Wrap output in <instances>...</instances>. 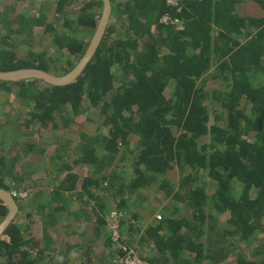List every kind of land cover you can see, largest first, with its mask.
Segmentation results:
<instances>
[{
    "label": "trees",
    "instance_id": "1",
    "mask_svg": "<svg viewBox=\"0 0 264 264\" xmlns=\"http://www.w3.org/2000/svg\"><path fill=\"white\" fill-rule=\"evenodd\" d=\"M14 1L16 7L21 0ZM241 1L182 0L178 16L186 27L177 32L160 23L165 13L175 14L166 0H111L115 24L110 22L96 54L75 82L57 87L39 80L0 81V95H13L16 90L19 100L31 108L24 121L27 128L34 124L42 130L69 128L88 111L98 113L99 126L107 128L106 134H101V127L94 135L81 133L79 156L71 163L65 161L68 148L49 141L56 146L51 177L59 185L50 182L55 186L52 202L44 200L41 192L35 194L43 201L35 211H49L58 219L44 221L38 235L31 212L23 220L17 215L0 239V264H107L94 260L95 250L101 249L92 245L83 259L76 260L72 255L79 244L67 247L49 230L50 224L66 227L68 217L82 225L85 218H93L96 238L106 233L112 208L96 192L113 197L115 209L127 210L139 223L129 230L140 234L139 246L144 250L138 253L145 261L264 264V16H240ZM253 1L264 11V0ZM3 2L1 72L30 68L69 73L89 45L78 31L92 35L103 9L102 0L44 1L49 12L45 16L54 14L52 22L42 24V34L52 36L56 50L49 57L48 50L30 49L25 55L16 51L17 39L29 43L23 37L39 25L37 18L26 11L16 15L15 7ZM117 24L124 34L114 39ZM211 72L222 89L210 93L205 78ZM216 105L218 110L212 108ZM13 126L11 134L0 129V188L9 192L26 183L29 166L23 165V159L45 154L30 144L18 156L20 134ZM132 138H137L134 147ZM129 164L132 175L126 180L122 170ZM77 166L87 172L79 174ZM176 169L182 171L177 187L168 179ZM212 186L209 195L207 188ZM79 189L71 197L84 192L101 201L99 210L86 213L68 207L69 203L60 206L63 192ZM152 191L163 193L175 206L161 221L154 218L145 225L141 212L153 210ZM8 212L0 200V223ZM220 216L227 217L226 228L215 225ZM81 236L83 241L89 239ZM236 239L255 243L252 261L233 255ZM107 242L112 243L110 236Z\"/></svg>",
    "mask_w": 264,
    "mask_h": 264
},
{
    "label": "rangeland",
    "instance_id": "2",
    "mask_svg": "<svg viewBox=\"0 0 264 264\" xmlns=\"http://www.w3.org/2000/svg\"><path fill=\"white\" fill-rule=\"evenodd\" d=\"M3 3L7 6L15 7L14 0H4ZM46 7L47 6L45 5L44 1H41V3H34L28 0H21V1H18V5L13 9V11L16 12V15H18L19 12L26 11L29 14V16L37 18L36 24L39 25L32 29V32L30 35L23 37L24 38L23 40L27 38L29 43H26V44L21 43L20 39H22V37L20 39H17V43H16L17 50L16 51L20 53L21 55L27 54V52L30 49L37 51V52L48 50L47 54L49 57L50 56L53 57L56 54V50L53 47V44L51 41L52 36L47 35V34L45 35L42 34L43 25L46 22H52L54 20L53 12L49 16H45L46 13H49L48 8ZM77 8H80V5H77ZM254 10L255 9L251 8L249 13L254 14ZM100 15L102 16V12ZM112 19L113 21L110 19V22H112V24H115L114 18ZM94 33H92L91 35V33L87 34L85 31H82V30L78 31V34L80 35L82 39L88 38V43H90ZM121 34H124V32L122 31L119 25L118 27H116V30L112 34L111 38L115 39L118 37V35H121ZM53 75L64 76L66 74H63V72L59 71L57 73H53ZM212 76H213V73L211 72L205 78V80L207 81L206 89L210 93L215 89H222V85L220 84V82L216 79H213ZM13 93H14L13 95H10V94L0 95V129L2 128L1 130L3 131L4 135H6V132L11 134L13 130L11 129L10 126L14 124L13 127L20 134V138L17 139L18 142L16 144V146H20L18 156H23L25 153L26 146L30 144L35 145L36 150H45V154L43 155L40 153H32L26 156L25 159H23L22 161L23 165L25 166L27 164V166H29L27 168L28 173L26 174V178H27L26 183L23 185L22 189L13 191L17 194L14 197L19 206V212L17 215H19V217H21L23 220L26 218L25 216L26 213L31 212L33 214L32 219L35 220L34 231L37 232L39 235L41 233V230L43 229L42 226H43L44 221L47 220L48 222H50L51 220L58 219V216L56 214L51 215L49 214V211L47 212L46 210H44L43 212L35 211V210H38L37 204L38 203L41 204L43 202L42 197L40 200H38L35 198V194L37 192H41V195L43 196L44 200H46L47 202H52L50 200V195L53 193L55 189L54 188L55 186H50V182L54 181L55 183L56 181V180H53L51 177V173L54 171V168L52 167L50 160L52 158V155L54 154V148L56 146L53 144H50L49 141H54V142L59 143V145L62 148H64L65 151H66V148H68V150L66 151L65 161L71 163L72 161H76L78 159L79 150H78L77 144L80 143L81 133H88L90 135H94V134H97V129L101 127V134H106L107 128L99 126L101 124V118L97 115L98 113H96L95 111H88L82 114L81 116L77 117L75 121L70 125L69 128L62 127L60 129H53L50 126L48 129L42 130V129H39L37 124H34L32 127L27 128L24 124L25 123L24 121L28 119V112H30L31 108L25 106L23 104V101L19 100L16 94V90H13ZM168 94L170 95L169 92ZM212 108L214 109L217 108L218 110L219 107L218 105H216L215 107H212ZM212 112H211V118L213 119L214 114ZM69 113L72 115V110L69 109ZM70 142H71V146H66ZM136 142H137V138L131 139L132 147L136 145ZM128 166L130 167H128L125 170L124 169L122 170V172L124 173L123 177H125L126 180H128V178H131L132 169H133V166H131V164H129ZM75 171L83 175L85 172H87V169H85L83 166H77L75 168ZM181 173L182 171L176 169L171 172V175L168 176V179L170 180V182L176 187L179 184L180 177L182 176ZM55 185L58 187L59 181L55 183ZM208 185L211 186L210 183ZM155 188L156 187H154L152 190H154ZM212 188L213 186L211 188L210 187L207 188V192L209 195L213 193ZM13 192H11V194ZM79 192H80V189L74 192L73 191L63 192L62 200H59L60 206L66 208L65 205L69 203L68 207H71L72 209L76 207L77 208L83 207L82 208L83 211L92 212V209H90V206H91V202H93L97 206V208L95 209L96 210L98 209V205L101 204V201L100 200L95 201L91 199L84 192H81L79 196H76L77 198L71 197L73 193L76 194ZM22 193H26L27 197L26 198L21 197ZM96 195L98 197H101L103 202H105L109 206L110 210L111 208L112 210L116 208V203H115L116 201L113 199V197L105 195V193H101V192H96ZM149 198H150L149 205H151L150 209L153 208V210L151 211V213H149L150 210L148 211L146 209H143L141 212V217L144 219L143 223L145 225L149 224L157 215H160L163 217V214H166V213L168 214L171 210L174 209L175 201H173L172 199H165L163 193L159 191H152L149 194ZM124 212L125 213H123L122 220L127 219V221L129 220V222L125 221L126 222L125 224H121V221H120V227L117 230V234H118L117 240L112 241L111 237L113 236L114 231L110 229L109 225H107L108 230H106V233L104 232L103 234L100 233V237L96 239L95 237L96 233H95L94 227L92 228L91 224H89V230L91 231L90 233L91 238H95L98 242L104 241L106 244V251H107L106 253L109 255H113L112 258L110 259L111 263L113 259L117 255L120 254L124 246L134 249L137 254L140 253L138 250H141V251L144 250V248H141L139 246L140 234L131 233V231L129 230L130 225H135V228H136L137 224L139 223H137L135 220L131 218V215L130 213H128L127 210H125ZM226 220H227L226 216H220L215 221V225L220 229H223L224 227L226 228L227 226ZM93 221L95 220L93 219ZM74 224H75L74 226L66 224V227H64L63 224L62 226L56 224V226L54 227L52 226L53 224H50L49 230H50V233L56 236L62 244L68 247V246H71V244H80L79 242L84 240L83 236H81L82 233L84 236L88 235L82 232V226L79 222L75 221ZM64 232L69 234V241H68L69 243L68 242L66 243V237L63 236ZM109 236L112 242L111 244H107L108 243L107 238ZM87 242L89 245L90 244L89 239H87ZM234 242L236 246L231 248V250L233 251V255L241 254L250 261L254 259L253 247L255 246V243L252 246V244L248 245L245 242L238 243L237 239ZM142 253L145 254L146 252H142ZM74 257L76 258V260L80 258V257H77V255Z\"/></svg>",
    "mask_w": 264,
    "mask_h": 264
},
{
    "label": "water",
    "instance_id": "3",
    "mask_svg": "<svg viewBox=\"0 0 264 264\" xmlns=\"http://www.w3.org/2000/svg\"><path fill=\"white\" fill-rule=\"evenodd\" d=\"M37 1H59V0H37ZM103 10L100 22L96 31L88 45V48L80 60V62L69 73L64 76H55L48 72L39 69H19L14 71L1 72L0 81L13 82V81H26V80H39L46 82L52 86L65 87L75 82L84 72L87 65L90 63L96 54L110 24V19L113 13L111 0H102ZM0 200L8 207V214L5 219L0 223V239L8 229V227L15 220L19 206L11 192L0 188Z\"/></svg>",
    "mask_w": 264,
    "mask_h": 264
},
{
    "label": "built area",
    "instance_id": "4",
    "mask_svg": "<svg viewBox=\"0 0 264 264\" xmlns=\"http://www.w3.org/2000/svg\"><path fill=\"white\" fill-rule=\"evenodd\" d=\"M166 5L172 8L175 14L169 12L165 13L161 17L160 23L164 26L173 28L177 32H183L186 27L185 22L178 16V14H181L183 11L182 0H166ZM12 195L13 197H15L17 194L13 192ZM21 197L26 198L27 194L22 193ZM122 218L123 213L116 210L115 208L110 212L108 225L110 229L114 231L113 236L111 237L112 241L118 239L117 230L120 227V221L122 220ZM155 219L161 221L162 216L157 215ZM121 253L113 259L112 264H156L145 261L139 254L135 252L134 249L126 246L123 247Z\"/></svg>",
    "mask_w": 264,
    "mask_h": 264
},
{
    "label": "crops",
    "instance_id": "5",
    "mask_svg": "<svg viewBox=\"0 0 264 264\" xmlns=\"http://www.w3.org/2000/svg\"><path fill=\"white\" fill-rule=\"evenodd\" d=\"M251 8H253V9H255L254 10V14H250L249 12H250V9ZM237 13L240 15V16H242V17H255V18H261V17H263L264 16V11H263V9L255 2V1H253V0H242L238 5H237ZM113 21V20H112ZM111 24H112V22H111ZM112 25H114V24H112ZM119 25L117 24V26L116 27H118ZM83 208V207H82ZM92 208H97V206L95 205V203H93V202H91V206H90V209H92ZM73 209H77V207L76 208H73ZM98 210V209H97ZM87 212H89V211H87ZM86 212V213H87ZM86 213H84V214H86ZM87 217V216H86ZM87 220V221H86ZM68 221V222H67ZM73 221H76V219H74L73 220V217L72 218H70V217H68V220H66V224L67 225H71V226H74L75 224H74V222ZM82 223H83V225L81 224V226H82V232H84L85 234H88L87 236L89 237V241H90V244L89 245H92V246H98L101 250L98 252L97 250H95L96 251V255H94V260H96V262L99 260V259H103L102 261H105L106 260V263L107 264H110V256L111 255H109V254H107L106 252V244H105V242L104 241H102V242H98L95 238H91V236H90V233H91V231L89 230V224H91V226H92V228L94 227V230H95V226H94V221H93V219H91L90 221L87 219V218H85V220L84 221H82ZM91 228V227H90ZM91 228V229H92ZM94 230H92V231H94ZM53 235V234H52ZM54 236V235H53ZM64 237H66V243L69 241V234L68 233H65L64 232V235H63ZM87 236H85V237H87ZM96 237V236H95ZM69 243V242H68ZM80 244H79V248L81 249H79L78 248V250H75V251H73V254L76 256L77 255V257H80V258H78V260H81V259H83V253H84V251L86 250V248L89 246L88 245V242L87 241H80L79 242ZM70 247H72V246H70ZM74 255H73V257H74ZM113 256V255H112ZM101 264H103V262L101 263Z\"/></svg>",
    "mask_w": 264,
    "mask_h": 264
}]
</instances>
